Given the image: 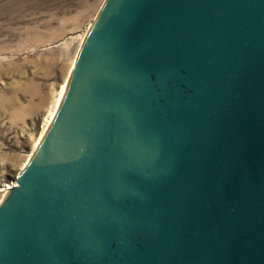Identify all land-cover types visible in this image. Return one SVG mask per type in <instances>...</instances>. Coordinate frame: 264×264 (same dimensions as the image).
Returning a JSON list of instances; mask_svg holds the SVG:
<instances>
[{"label": "water", "instance_id": "1", "mask_svg": "<svg viewBox=\"0 0 264 264\" xmlns=\"http://www.w3.org/2000/svg\"><path fill=\"white\" fill-rule=\"evenodd\" d=\"M64 95L0 264H264V0H106Z\"/></svg>", "mask_w": 264, "mask_h": 264}, {"label": "rangeland", "instance_id": "2", "mask_svg": "<svg viewBox=\"0 0 264 264\" xmlns=\"http://www.w3.org/2000/svg\"><path fill=\"white\" fill-rule=\"evenodd\" d=\"M106 0H0V204L42 138Z\"/></svg>", "mask_w": 264, "mask_h": 264}, {"label": "bare ground", "instance_id": "3", "mask_svg": "<svg viewBox=\"0 0 264 264\" xmlns=\"http://www.w3.org/2000/svg\"><path fill=\"white\" fill-rule=\"evenodd\" d=\"M92 27H93V25H92ZM66 91H67V86H64L62 91L59 93L58 98L56 99V101L54 103V106H53V108L51 110L50 116L47 119L46 124L44 126L43 134H41L42 138L37 143V145L35 147V150H37V148L40 146L41 142L43 141V138H45V134H47V132L50 130L51 125L53 124V122L55 120V117H56L57 113L59 112V110L61 108L64 96H65L64 94H66ZM14 186H17V184L16 183H14L13 185L9 184V185H7V188L3 189V191L4 192H8L9 189L13 188Z\"/></svg>", "mask_w": 264, "mask_h": 264}]
</instances>
